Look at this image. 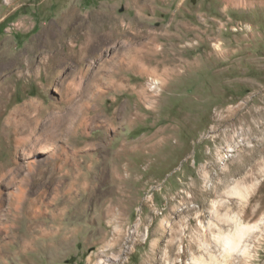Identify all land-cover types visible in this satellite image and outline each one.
<instances>
[{
  "label": "rangeland",
  "instance_id": "1",
  "mask_svg": "<svg viewBox=\"0 0 264 264\" xmlns=\"http://www.w3.org/2000/svg\"><path fill=\"white\" fill-rule=\"evenodd\" d=\"M5 37L0 264H264V0H0Z\"/></svg>",
  "mask_w": 264,
  "mask_h": 264
},
{
  "label": "bare ground",
  "instance_id": "2",
  "mask_svg": "<svg viewBox=\"0 0 264 264\" xmlns=\"http://www.w3.org/2000/svg\"><path fill=\"white\" fill-rule=\"evenodd\" d=\"M136 1V0H135ZM9 3H7L8 5ZM8 7V6H6ZM20 22V21H19ZM90 32V31H89ZM88 35V34H87ZM93 35H94V32H93ZM10 38V37H9ZM8 37H5V39L2 40L1 42V47H0V125H1V129L4 128L7 124H11L10 122L11 121V117H13L15 120L13 121L16 126L18 127V125L21 124L22 120L20 119L22 117H20V114H19V109L17 107H13L12 109H9V104H10V91H11V85L12 83L15 81H20L21 79L24 78V74H27L28 75V79H33L35 77V71L33 69V66H32V59L31 57L29 58L28 60V64L25 66V67H22L20 69H22V71L19 72V74L17 75L16 78H12V77H3V74H5L6 71L10 70L12 67H14L15 65L18 64V61H21L22 60V55L23 54H20L18 55L17 57L13 56L11 58H9V53L11 51L10 49V44H11V40L9 39ZM91 38H89V41H90ZM97 41V40H96ZM99 41V40H98ZM85 42V41H84ZM87 42V41H86ZM100 42V41H99ZM84 44V43H83ZM89 44V43H87ZM86 45V44H85ZM95 45V44H94ZM93 47V46H92ZM97 47V46H96ZM72 48V47H71ZM31 51H33L32 49H30ZM81 50V49H80ZM90 51V50H89ZM130 51V50H129ZM137 51V50H136ZM139 51V50H138ZM132 52V51H131ZM133 53V52H132ZM131 55V54H130ZM146 55V54H145ZM134 56V55H133ZM144 55H142L143 57ZM148 56V55H146ZM145 56V57H146ZM137 57V55L135 56V58ZM139 57V55H138ZM137 57V58H138ZM144 57V58H145ZM134 58V57H133ZM132 58V59H133ZM140 58V57H139ZM130 59V58H129ZM143 59V58H141ZM130 61V60H129ZM136 61V60H135ZM142 61V60H141ZM135 67V66H134ZM26 72V73H25ZM30 104V103H29ZM13 124V126L15 125ZM23 124V123H22ZM3 126V127H2ZM8 126V125H7ZM6 126V127H7ZM12 127V126H10ZM20 127V126H19ZM14 128V127H13ZM17 130V129H16ZM3 132H5L3 130ZM2 135V134H1ZM18 199V198H17ZM254 226H249V225H242V224H239L237 226V229L236 231L231 234V235H225L223 236V250L226 254H230L234 251H236L240 244H241V241L242 239L244 238V236L253 228ZM24 235V234H23ZM26 236V235H25ZM24 236V237H25ZM44 236H46L44 234ZM48 236V235H47ZM46 236V237H47ZM50 236V235H49ZM17 238V237H16ZM15 238V239H16ZM19 238V237H18ZM38 240V239H37ZM28 241V240H27ZM30 241V240H29ZM13 242V241H12ZM36 242V241H35ZM35 242H34V245H35ZM1 243V242H0ZM10 243V242H9ZM15 243V242H14ZM39 243V241H38ZM0 245H4L3 244H0ZM32 245V244H31ZM9 246H3V247H0V255H1V258H3L2 256L4 255L5 256V249H8ZM36 247V246H35ZM34 249V248H33ZM31 249V250H33ZM36 250V248H35ZM27 251V245L25 242H21L20 245H18L15 253L18 255H21V254H25ZM29 251V249H28ZM32 252H36V251H32ZM14 255V254H13ZM17 258V257H15ZM4 260V259H3ZM17 260V259H16ZM21 260V259H20Z\"/></svg>",
  "mask_w": 264,
  "mask_h": 264
}]
</instances>
